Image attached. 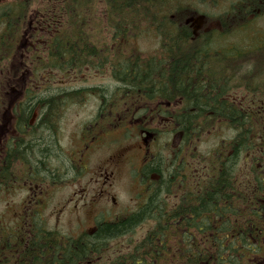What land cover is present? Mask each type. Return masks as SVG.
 <instances>
[{"label": "trees", "instance_id": "16d2710c", "mask_svg": "<svg viewBox=\"0 0 264 264\" xmlns=\"http://www.w3.org/2000/svg\"><path fill=\"white\" fill-rule=\"evenodd\" d=\"M162 2L158 6V4L153 5L145 1L144 7L148 9L154 7V11L158 15L159 11L162 14L172 13L169 11L170 5ZM46 7L49 10L46 11V8L38 13L48 15L49 19L55 20L53 13L57 16L60 14L61 19L67 18L68 14L72 16L69 6L48 5ZM148 9L145 12L148 13ZM29 13L28 5L12 2L2 6L1 24L6 26L5 35L0 39L2 48L9 42L7 37L14 38L12 35L14 30H18L24 20L21 21L20 18H25ZM73 14L76 19L83 15L82 7H75ZM162 20L160 26L165 27L162 29L164 31L162 34L159 32L162 46L178 45L186 48L188 44H196L195 42L187 43L184 34H174L166 16L162 17ZM248 42L244 43L249 44ZM76 43L71 40V44L67 46L61 42L58 36L52 38L48 52V68L59 71L76 69L78 64L75 53L79 47V44L77 43V46ZM225 43L235 46L240 44L235 39V35L226 36ZM212 45L215 43H212L211 40L209 46ZM94 55L95 53L89 54L86 61L89 62V57L91 60L87 64L92 62ZM166 55L165 61L169 67L159 75L161 78L159 81L154 82L152 78L155 76L150 75L149 71L144 73V76H147L152 83L136 84L134 81L136 79L131 78L127 85L124 84L122 78H119L115 82L117 87L113 94L123 96L127 91L137 94L138 91L149 93L150 90L154 94V90L157 89L156 91H160L161 99L169 100L172 103L177 101L175 99L177 96L185 97L186 101L182 112L174 117L180 131L184 133L185 142H188L191 136L210 129L216 121L233 129L234 136L226 141L225 146L223 142L216 149V157L213 155L208 163H201L199 167L192 165V168L199 171L198 175L200 176L205 173L203 167L208 166L209 176L212 177L207 181L199 180L194 185L197 193H194L193 196H182L178 208L175 210L169 208L171 203L165 201L164 197L167 195L171 198L174 190L184 189V183L186 186L188 185L181 150L175 153L170 162L162 155H157L144 166L141 176L150 196L137 212L114 221L99 219L94 231L80 235L77 239L66 237L58 231L47 230L44 226L36 229L30 235L31 238L46 240L45 243L49 247L48 258H52L57 264H170L174 253L177 254L176 264H246V259L251 254L253 256L258 254L262 240L261 237H257L258 244L253 245L254 238L251 235L250 227L254 213L253 208L256 205L264 206L259 202V200L264 201V161L253 162L250 166L249 164L245 165V169L244 158L248 154L250 157L255 155V150L264 158L263 86H255L249 81L240 82L235 70L230 66H226L223 73L213 72L211 69L208 76H203V70L198 71L199 73L193 77V71L187 67L189 64L187 59L197 53L187 49L178 53L179 56H187L181 59V63L173 62L172 67H170L172 53L167 51ZM225 55L232 57L230 58L231 64L234 65L237 62V58H234L237 56L236 53L227 52ZM3 59L4 55L2 54L1 61ZM151 62H147V64ZM202 76L205 82L202 80ZM195 78H197L195 83L197 86L192 91V81ZM169 81L174 83L171 84ZM237 91L246 92L249 94L248 98L237 102L233 99ZM80 92H54L50 98L43 101L44 106L41 107L43 123L40 128H44V132L41 131L42 133L37 135L39 139L38 152L44 159L49 152L51 158L55 157L57 153L52 135L45 136L44 133L52 131L53 118L58 115L61 106L66 101L61 93L70 95L66 101L68 107L70 104H74L70 102L78 101L81 98ZM102 92L100 89H95L91 93L101 95ZM36 107L37 103H34L31 107L24 106V110L31 113ZM53 164L51 162L49 166H53ZM190 166L189 164L188 167ZM239 175L240 183L238 182ZM153 176L158 179H151ZM257 189L259 194L256 193ZM188 190L190 191V189ZM189 208H192L193 217H198L200 222L195 217L193 220L189 219L191 213ZM205 213H208L209 217L207 230L204 229V232L208 233V237L203 236V243L195 242L196 233L191 236L189 232L197 231L202 234L201 222ZM220 217H226V219L221 220ZM228 218H231V224ZM237 218L240 219V223L234 228L233 219ZM151 221H154L157 226L146 233L140 241H131L130 243L135 244L131 246L130 250L113 258L108 254L105 248L110 245L111 241L121 239L133 233L136 227ZM175 221L176 223H174ZM237 232L239 234H235ZM62 239H66L67 242H63ZM237 240H240V243ZM205 245H209L208 252L205 250L207 247ZM187 253L191 254V259H185Z\"/></svg>", "mask_w": 264, "mask_h": 264}, {"label": "flooded vegetation", "instance_id": "af4514ba", "mask_svg": "<svg viewBox=\"0 0 264 264\" xmlns=\"http://www.w3.org/2000/svg\"><path fill=\"white\" fill-rule=\"evenodd\" d=\"M20 1L26 3L32 0ZM145 1L158 5H161L163 1L162 3L173 6L176 10L168 19L171 31L174 34H184L187 43L195 42L196 44H188L186 48H183L178 45L165 47L160 43L159 46L155 47L150 52L153 53L151 56L142 55V52L144 54L147 53L146 48H142L138 44L130 46V41L139 40V38L146 36V34L154 35L160 39V34L158 32H163L162 26L153 22L147 24L144 16ZM108 2H110L109 9L111 14L107 16L108 24L106 27L109 29V34L105 38L107 45H105L101 39H98L99 37L97 36L92 44L94 48L101 51L112 49L116 52L123 53L122 80L124 84L128 85L131 78L136 79L134 80L136 84L146 82L152 83L147 76H144V73L148 71L150 75L157 76L156 78H152L154 82L159 81L161 79L159 75L163 74L169 67L168 63L165 61L167 51L172 53V64L170 65V67H172L173 62L181 63V59L187 56L177 55L187 49L190 52L197 53V55L190 56L187 59L189 63L187 67L190 69L187 67L186 69L193 71V77L199 73L198 71L203 70V76H208L211 69L213 72L223 73L224 68L230 66L235 70L238 76L237 79L240 82L252 80L253 82H258L257 84L262 85L264 89V0H107V3ZM120 2L124 10L121 16L114 14L115 5ZM211 7H221L223 10L212 13ZM120 20H122L121 24L119 23ZM231 35H235V38H246L249 44L245 43V45L239 46L226 45L225 37ZM130 36H132V38H130ZM22 37L23 39L21 41L15 46L7 49L6 52L11 54L9 59L14 58L16 55V58L20 61L18 62L20 68L26 70L22 78L25 79L27 83L21 82L24 83L25 88H28L27 86L33 84L35 81L33 75L29 74L27 71L30 68L29 66L33 65L32 51L34 49L38 50V47H35L33 44L32 29L30 31H25ZM211 40L215 45L209 46ZM87 49V47H84L83 51ZM227 52L236 53L237 56L234 58H237L239 61L234 65L231 64L230 58L232 57L226 56L225 54ZM246 54H248L249 57L245 56ZM146 59L148 61H146ZM150 61L152 62L147 64V62ZM1 64L2 61L0 56V66ZM131 75L132 77H130ZM203 76L202 80L204 81ZM196 81L197 78L192 81V91L195 89V86H197V84H195ZM169 82L171 84L174 83L173 81ZM37 89L40 90L37 92L38 94L14 92L12 95H8L6 98L10 101V108L3 110L0 115V203L2 195L7 193L13 194L19 182L27 184V182L32 183L39 180L43 183L47 180L49 173V183L55 184L57 180H51L55 172L65 179L80 177L84 171L89 168L92 156L100 150L99 148L107 144V140L110 138L107 133V127L100 126V130H94V128L105 118H107V123H109L112 128L114 111H111L115 106L117 107V105H115L114 96L112 94L93 95L91 98L99 102L95 116V120L98 122L94 124L91 123L87 128V132L84 133L78 149L74 152L73 150L75 148L68 149L67 152L62 150L60 138L66 116L63 115V113H69L71 108H75L76 105L70 104L67 107L66 101L70 98V95L61 93L66 101L61 106L58 115L53 118L54 126L52 131H46V133H44L45 136L47 134L52 135L57 153L55 157L51 158L49 152L44 159L38 152L39 139L37 134L41 131L44 132V128H40L43 123V111L41 107L44 106V104L42 103L53 94L41 93L44 89L43 86H39ZM156 90L157 89L154 90V94L152 90H150L149 93L138 91L137 94L127 91L122 96V105L128 104V102L135 99V102L131 103V105L124 107V111H126V117L134 116L130 124L126 121L127 125L139 130L143 141L146 142L144 145L140 146L144 149L142 153L144 165L146 161L149 160L147 157L150 144L149 137H153V134H151L149 130L157 129L156 127L161 123L160 118H166L167 124L170 126L172 123L176 124L174 117L182 112L186 101V98L183 96L175 97V99H177L175 103L161 99L160 91ZM17 91H19V89H17ZM244 94L247 93L244 91L235 92V96L237 97L243 96ZM234 97L233 99L236 100ZM91 98L79 99L78 106L91 101ZM34 103H37L34 112L31 111L30 113V111L24 110V106L27 107L29 105L31 107ZM30 115H32L31 118ZM142 118L145 120V124L142 123ZM154 124L156 127L153 126ZM143 126L145 128H143ZM127 130H129V128H127ZM146 134H148V138H146ZM155 138L154 140H156ZM76 139L78 141V136ZM123 154H125L124 159ZM126 158L127 153L110 152L103 160L105 168L102 172L99 170V172L96 173L98 177L97 181H101V186H103V188H101L102 194L106 192L105 200L102 197L103 201L106 203L108 202V194L107 191L104 190H108L112 186L118 164L123 160L125 161ZM262 161H264V158L259 156L253 159L254 163ZM51 162L58 165L56 171H52V173L49 169ZM185 178L189 182H192L194 179L197 181H207L210 176L185 175ZM180 193L183 194V192ZM194 193H197V191L187 190L184 192V195L193 196ZM256 193L259 194L258 189ZM35 197V194L28 197L32 206L30 210L35 212L37 217H40V220H42L39 215V209L42 203L37 202ZM259 202L264 204L263 200H259ZM170 203L171 205L169 208L171 210L178 208V204L180 203L179 191L174 190ZM12 208L13 207L10 206L11 210ZM189 209L191 211L189 219L193 220L195 216L193 217L192 215V208ZM253 209L254 213L250 227L251 235L254 238V242L252 243L253 245H257V237H261L262 244L259 249L263 248V256L256 257L258 254L254 256L251 254L246 259V264H264V206L261 207L260 205H256ZM204 211L208 212L207 210ZM10 215H13L11 211ZM195 218L200 222L198 217ZM13 221L15 220L7 224L2 220V217H0V264H57L52 258H48L47 252L49 247L45 243L47 241L43 239H32L30 236L36 229L43 227V224L34 223L32 230L26 232L22 229L19 236H13L11 231ZM174 223H176V221ZM208 223V213H205L201 222V226L203 227L202 234L197 231L189 232L191 236L196 233L195 242L198 241L203 243V236L206 238L208 237V233L204 232V229L208 227ZM233 227H237V220L233 223ZM235 234L239 233L237 232ZM62 240L63 242H67L66 239ZM237 242L240 243V240H237ZM208 246L205 249L206 252H208ZM141 257L144 258V256ZM176 259L177 254L174 253L170 264H176ZM185 259H191V254L187 253Z\"/></svg>", "mask_w": 264, "mask_h": 264}, {"label": "rangeland", "instance_id": "374dc122", "mask_svg": "<svg viewBox=\"0 0 264 264\" xmlns=\"http://www.w3.org/2000/svg\"><path fill=\"white\" fill-rule=\"evenodd\" d=\"M76 1L79 2L80 0ZM32 7L39 8L37 11H44L47 8L41 2L33 3ZM211 8L212 13L223 10L221 7ZM89 9L93 10L92 18L94 20L97 18L102 19L100 16L105 15L107 10L103 2L91 3ZM37 11L33 10L32 14H36ZM73 11L74 9L72 7V17L68 14V17L66 18V23L70 30H72L75 25ZM53 14L56 15L55 13ZM65 14L67 15L66 12ZM161 22L162 21H160L159 18L155 19V24L160 26V24H162ZM53 25V23L42 21L39 24V27L44 31ZM97 25L98 23L96 22V26ZM43 34L44 36L49 35L47 31H44ZM133 43L134 45L138 44L140 47L146 48L147 53L144 54L142 52V55L151 56L153 53L150 52L155 47L159 46V39L154 35L146 34V36H142L139 40H136ZM18 62L19 59L16 58L15 55L12 62L6 65L8 70H4L7 77L3 78V76H1L0 78V115L3 110L10 108V101L6 98L9 95L7 93H11L13 88L20 89V84L24 85L23 82L27 83V81L22 78L25 72L20 68ZM76 76L77 78L68 80L64 74L56 72L51 81H46L45 84L42 83L41 75L38 76V81L41 82L40 85L42 86L47 85L45 91H49V93L71 90L74 88L75 84L81 83L84 87L103 86L106 84H111L115 87V82L110 79L111 77L108 72L101 74L98 71L82 70L80 73H77ZM5 78H7V80ZM63 84L71 86H64ZM133 102H135V99L128 102V104H123L117 108L118 114L114 115V121H119L121 117L124 118L122 123L119 124L118 127H115V129L121 128L120 130H109L111 127L109 123H107V118L94 128V130H100V126L107 127V132L109 133L108 136L111 137L107 140V144L99 148L100 150L92 156L89 168L85 170L80 177L65 179L56 175L55 178L51 177V180H57L55 181V184H52L48 181V173L47 180L43 183L39 180L32 183L27 182V184L19 182L13 194L7 193L2 195L0 217H2V220L7 224L11 223L12 220H15L12 222L11 229L13 236H19L22 229L28 232L34 227V216H36V213L30 210L32 206L30 199L28 198L33 194L36 195L35 198L37 199V202L42 203L39 209V215L47 228L60 231L67 237L76 236V234L81 231L84 232L91 230L98 218L104 217L107 220L116 219L137 211V209L145 203L148 193L143 186H140L139 172L137 173V169H139L141 163L144 162L142 154L144 149L140 146L144 145L146 142L140 138L141 133L138 130H134L133 127L127 125V122L130 124L134 116L126 117V111H124V107H128ZM98 103L99 102H97L96 99L91 98V101L72 108L69 113H63V115L66 116L63 122L60 138L62 150L67 152L68 149L75 148L73 150L74 152L80 147L82 137L84 133L87 132V128L91 123L94 124L98 122L95 120ZM115 109L116 108L112 109L111 112ZM160 120L161 123L157 127L155 124L153 125L157 128L156 130L158 132L153 135L154 138L156 136V140H154L153 137H149L150 144L147 155H149V152H151V154L159 153L167 159L172 154V149L176 150L184 144V137L181 135L180 131L175 133L170 132L171 126L167 124L168 122L166 118H160ZM143 121V124H145L144 119ZM221 125L223 124L216 122L212 129L198 133L195 138L197 141L194 144L190 143L191 145H196L195 152L199 157L208 156L210 153L216 157L215 149L219 146L222 139L229 137V132L231 131L227 130L225 125ZM123 128H129V130L133 131L128 132ZM172 128L178 130V126H173ZM125 134H127L128 137H126ZM77 136L78 141L76 139ZM191 140H194L193 136L191 137ZM183 150L189 151L186 147H183ZM110 152L127 153L128 158L118 164L112 186L108 190H104L107 191L108 194V202L106 203L103 201V199L105 200L106 198V192L102 194L101 188H103V186H101V181H97L98 177L96 176V173L99 172V170L100 172L103 171L105 168L103 160ZM124 157L125 154H123V159ZM192 159L195 158H190L191 165L193 164ZM57 168V164L49 166L51 171L56 170ZM10 206L13 207L12 210L10 209ZM10 211L13 215H10ZM148 228L149 225L136 227L133 233L120 240L111 241L110 245L105 249L110 255H115L121 249L127 248L130 240H141ZM262 252L263 248L259 249L256 257L263 256Z\"/></svg>", "mask_w": 264, "mask_h": 264}]
</instances>
